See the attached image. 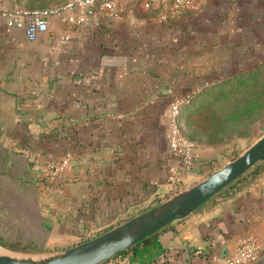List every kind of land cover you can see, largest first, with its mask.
I'll return each mask as SVG.
<instances>
[{"label": "crops", "instance_id": "crops-1", "mask_svg": "<svg viewBox=\"0 0 264 264\" xmlns=\"http://www.w3.org/2000/svg\"><path fill=\"white\" fill-rule=\"evenodd\" d=\"M58 4L0 0V8ZM262 62L264 0H202L200 9L169 21L135 5L86 26L71 27L51 15L48 30L35 40L1 20L0 127L8 134L24 130L32 148L41 149L42 166L69 156V166L51 184L61 186L64 200L53 196L44 207L53 216L74 217L62 236L70 246L164 200L171 162L165 112L174 96ZM199 98L181 112L186 133ZM246 139L195 135L197 159L184 173V188L210 160ZM257 165L239 187L213 195L138 242L118 264H212L242 241L260 244L253 264H264V159Z\"/></svg>", "mask_w": 264, "mask_h": 264}, {"label": "built area", "instance_id": "built-area-1", "mask_svg": "<svg viewBox=\"0 0 264 264\" xmlns=\"http://www.w3.org/2000/svg\"><path fill=\"white\" fill-rule=\"evenodd\" d=\"M201 4L202 0H66L52 7L0 8V21H5L8 28L23 27L25 38L35 40L48 30V18L51 15H57L61 21L71 27L86 26L96 22L100 15L107 19L118 18L130 5H135L144 12H151L159 21H169L186 11L200 9ZM184 101V98L174 96L165 112V137L171 162L167 175L168 189L162 195L164 199L182 190L184 173L195 165L197 159L198 145L186 137L180 122V107ZM69 161V156L66 155L57 163L49 162L41 165L37 168L40 181L45 176H59L69 166ZM87 237L91 238L90 233ZM259 254L258 242L242 241L226 256H216L212 264H253ZM122 259V255L119 254L106 260L105 263L118 264Z\"/></svg>", "mask_w": 264, "mask_h": 264}, {"label": "rangeland", "instance_id": "rangeland-1", "mask_svg": "<svg viewBox=\"0 0 264 264\" xmlns=\"http://www.w3.org/2000/svg\"><path fill=\"white\" fill-rule=\"evenodd\" d=\"M255 124L258 125L255 130L251 127L245 133L246 141L218 159L209 161L205 172L196 182L235 158L261 136L264 133V118L252 123L253 126ZM252 131L253 134H250ZM18 138L8 134L7 128L0 127V239L7 245L17 247L12 249L0 243V250L17 256H46L69 245L62 236L65 229L74 227L75 219L62 213L53 216L44 207L53 196L64 200L62 188L40 181L30 156L21 150L23 147H19ZM181 187L182 190L186 189L183 185ZM90 235H94V232H90ZM83 239L80 237L78 241Z\"/></svg>", "mask_w": 264, "mask_h": 264}, {"label": "water", "instance_id": "water-1", "mask_svg": "<svg viewBox=\"0 0 264 264\" xmlns=\"http://www.w3.org/2000/svg\"><path fill=\"white\" fill-rule=\"evenodd\" d=\"M262 159L264 133L204 179L85 241L39 257L17 256L2 249L0 264H99L195 210Z\"/></svg>", "mask_w": 264, "mask_h": 264}, {"label": "trees", "instance_id": "trees-1", "mask_svg": "<svg viewBox=\"0 0 264 264\" xmlns=\"http://www.w3.org/2000/svg\"><path fill=\"white\" fill-rule=\"evenodd\" d=\"M63 1L65 0H57L60 4ZM198 96L200 98L192 106L194 108L193 112L189 111L192 116L189 120V126H192V129L190 133L184 131L186 137L194 140V136L197 135L217 140L234 133H247L254 121L264 118V62L253 68L233 72L224 78L215 79L199 92L192 89L185 90V93L180 96L185 99L180 107V115L186 105H191L192 101ZM10 134L20 137L17 142L19 147H23L21 150L30 156V162L33 166L36 169L39 168L41 166V149L36 151L32 148V145L27 142L24 130L14 128L10 131ZM59 159L49 160L46 163H57ZM257 167L258 165L239 176L216 194H227L234 188L239 187V184H243L247 175L255 173ZM42 182L51 185L56 183L57 180L56 177L45 176L42 178ZM57 204V202H53L51 206L56 207ZM103 231L97 232L93 236ZM154 235L156 233L147 237L145 241ZM0 243L12 249L17 248L14 245L5 244L1 239ZM137 244H133L121 254L128 252L130 248L135 247Z\"/></svg>", "mask_w": 264, "mask_h": 264}]
</instances>
